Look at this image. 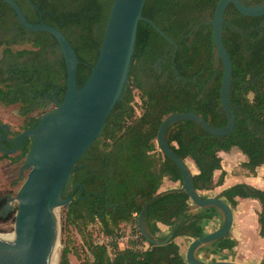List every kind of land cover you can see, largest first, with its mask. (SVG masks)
<instances>
[{
	"label": "trees",
	"instance_id": "obj_1",
	"mask_svg": "<svg viewBox=\"0 0 264 264\" xmlns=\"http://www.w3.org/2000/svg\"><path fill=\"white\" fill-rule=\"evenodd\" d=\"M13 1L27 22L38 23L40 14L45 24L65 36L78 58L76 80L80 88L95 64L113 0ZM219 1H145L125 92L68 181L69 191L77 185L68 205V222L86 226L96 220L103 235L115 238L120 224L137 228L142 213V225L150 239L163 242L171 238L156 246L138 233V239L124 249L114 239L102 245L89 241L84 246L89 258L78 259L79 264H186L175 239L200 238L205 235L204 222L221 217L215 207L191 205L182 190L179 170L156 144L162 121L172 114L191 111L214 128L227 124L220 102L223 70L211 34L212 14ZM240 1L256 6L264 0ZM145 20L154 23L173 44ZM222 43L232 63L229 106L235 116L233 131L225 137H214L196 123L184 120L165 132L170 148L182 161L193 164L191 181L197 193L223 184L220 151L237 148L247 158L240 168L249 176H256L257 168L264 165V16H242L230 4L223 16ZM0 48V105L17 106L21 132L30 130L48 105L62 102L66 88L63 56L51 35L26 31L13 10L1 1ZM21 132L11 134V138ZM13 144H2V150H12ZM30 146L31 142L25 140L13 158L4 153L0 158L18 164ZM216 171L221 173L214 182ZM165 178L180 187L159 192ZM8 196L0 197V211ZM222 197L231 209L237 206V199L257 200L258 235L264 237V187L258 190L239 183L224 190ZM160 225L167 228L166 233ZM143 245L147 248H136ZM236 246L237 241L228 233L200 247L196 257L202 255L207 260L225 251L234 254ZM70 250L62 249L58 264H70Z\"/></svg>",
	"mask_w": 264,
	"mask_h": 264
},
{
	"label": "water",
	"instance_id": "obj_2",
	"mask_svg": "<svg viewBox=\"0 0 264 264\" xmlns=\"http://www.w3.org/2000/svg\"><path fill=\"white\" fill-rule=\"evenodd\" d=\"M0 1L13 10L17 22L26 31L51 35L60 48L65 64L66 88L62 102L55 104V110L41 115L34 128L21 132L11 140L14 143L12 150L4 152L0 139V151L6 155L16 153L23 141L31 142L24 158L25 168L29 172L15 198L17 209L13 233H0V264H50L58 232L55 210L70 204L72 195L65 199L62 196L76 169L75 165L99 138L111 111L125 92L137 27L144 20L141 13L146 0H113L95 64L80 88L76 80L78 58L65 36L58 29L45 24L40 14L38 23H29L13 0ZM230 4L242 16H264V1L256 6H247L240 0H220L214 8L211 34L223 70L220 102L227 116L226 126L214 128L191 111L176 113L164 118L156 137L159 151L179 170L182 190L193 205L199 208L215 207L223 216L217 230L191 240L185 254L186 264H239L230 261L205 262L196 257L200 247L220 240L230 232L233 212L220 198H201L198 195L192 185L187 161H182L170 148L165 135L170 125L184 120L196 123L214 137L228 136L235 127V116L229 106L232 63L222 43L223 16ZM32 7L37 10L34 5ZM145 21L173 44L154 23ZM0 130H4L5 136H8L7 125L0 124ZM137 222L140 235L152 245H164L171 238L168 236L163 242L150 239L142 225V213Z\"/></svg>",
	"mask_w": 264,
	"mask_h": 264
},
{
	"label": "rangeland",
	"instance_id": "obj_3",
	"mask_svg": "<svg viewBox=\"0 0 264 264\" xmlns=\"http://www.w3.org/2000/svg\"><path fill=\"white\" fill-rule=\"evenodd\" d=\"M21 47H13V49H19ZM2 48H0V56H1ZM135 99L134 104H136L135 100L137 99V92H134ZM139 105L136 106L137 111L141 113V110L138 108ZM55 110L54 105H48L47 112ZM0 124H5L9 127V133L13 134L15 132H21L22 130V119L18 115L17 106H3L0 105ZM3 153L0 151V156ZM16 153L7 155L9 158H13ZM188 166L191 167L192 163L187 160ZM191 165V166H190ZM193 168V170H191ZM192 172H195L194 167L190 168ZM29 169L25 168L24 159L18 163L13 164L10 162L8 158L1 159L0 158V197L8 196V200L4 206V208L0 211V233L12 235L14 230V221H15V213L17 209V201L15 200L16 195L25 180ZM161 190V189H160ZM159 190V192H160ZM199 196L203 198H207L205 194L198 193ZM64 199L65 197L62 196ZM222 200H225L223 197ZM244 202L248 200H242ZM191 202V201H190ZM191 205L193 203L191 202ZM234 209H232L234 215V229H240L244 226V237L247 238L245 246H240V251L249 250L248 253L253 256L264 255V238H260V241L256 238L258 237V225L255 220L254 214V206L251 203L246 205L237 204ZM6 209L7 212L5 211ZM68 206H62L55 210V215L58 221V232H57V254L56 255V264L59 262V256L64 247H69L70 254L68 256L70 264H79L78 259L89 258L86 250L84 248L85 244L89 241H92L94 244H108L113 239L117 242L118 247L120 249H124L126 246H129L131 241H134L132 238L135 234H140L137 222V228L133 224H120L118 229L116 230L117 236L107 237L103 235L102 229L98 221L94 220L86 226L79 223H70L68 222ZM257 213V212H255ZM223 221V216L217 220H213L210 222V230L218 229ZM163 233H166V230L163 227H160ZM138 230V232H137ZM206 230H208L206 228ZM138 234V235H139ZM141 236V235H140ZM259 238V237H258ZM192 239L189 238H178L175 242L180 247V252L182 257L185 259L186 250L190 244ZM262 240V241H261ZM141 247H146L143 245ZM236 256V252L234 254L223 252L216 256H210L207 260L202 255H199L198 258L201 261L211 262V259H215L217 261H227L230 257ZM244 262L247 264H259L260 258H256L253 260L251 257L242 258Z\"/></svg>",
	"mask_w": 264,
	"mask_h": 264
},
{
	"label": "crops",
	"instance_id": "obj_4",
	"mask_svg": "<svg viewBox=\"0 0 264 264\" xmlns=\"http://www.w3.org/2000/svg\"><path fill=\"white\" fill-rule=\"evenodd\" d=\"M218 156L221 158V168H222V171L225 173L223 184L221 186L216 187L215 189H213L211 191L200 192V194L201 193L205 194V195H207L206 197H217V198H219L220 194L224 190H226L227 188H229L233 185L239 184V183H244V184L249 185V186H251L255 189H258V190L263 189V187H264V165L257 168L256 176L253 177V176L247 175L246 171H244L243 169L240 168V164L243 162H246L247 158L244 155H242V153L237 148H232L228 152L220 151L218 153ZM220 173H221V171L214 172V174H213V181L214 182L217 181ZM179 187H180V184L178 182L173 183V182H171L165 178L163 180L162 186L160 188L161 189L160 192L178 189ZM242 200H248V201L244 202ZM237 201H238V204L240 201L241 204H243V205L251 203L254 206L255 220L257 221V215L255 212H258L260 209L259 202L257 200H254V199H237ZM210 222H213V220L204 222L203 228H204L205 234L213 232L216 230L215 228L212 230L209 229L211 226ZM233 223H234V215H233ZM233 223H232V227H231L229 233H230L231 237L237 241V246L234 248V252H236V256L230 257V259H227V261L235 262V263H239V264H247L246 262H244L241 259L248 256V257L253 258V260H255L256 258H260V261H259V264H260V262L262 260H264V255H260L258 257L250 255V253H248L249 250L247 248H246V250L240 251L239 247L241 245L245 246L246 245L245 243H248L246 241L247 238H245L244 234H243L244 233V227H246V226H244L242 228V230H240L239 228L234 229ZM160 227H163L167 232L166 227L161 226V225H160ZM206 228L208 230H206ZM257 233H258V231H257ZM258 237H256V238L260 241L261 237L259 235H258ZM177 239L178 238H176L175 241ZM225 252H227V251H225Z\"/></svg>",
	"mask_w": 264,
	"mask_h": 264
},
{
	"label": "flooded vegetation",
	"instance_id": "obj_5",
	"mask_svg": "<svg viewBox=\"0 0 264 264\" xmlns=\"http://www.w3.org/2000/svg\"><path fill=\"white\" fill-rule=\"evenodd\" d=\"M0 139H2V144L4 145L5 143H8V142L11 143V140L13 138H11V134L10 133L8 134V136H5L4 130H0ZM68 187L69 186H68V183H67V185H66V187L64 188V191H63V196L65 198H68L69 196H71V195L73 196L74 195V192H75V190L77 188V185H75L73 188H71L70 191H69Z\"/></svg>",
	"mask_w": 264,
	"mask_h": 264
},
{
	"label": "bare ground",
	"instance_id": "obj_6",
	"mask_svg": "<svg viewBox=\"0 0 264 264\" xmlns=\"http://www.w3.org/2000/svg\"><path fill=\"white\" fill-rule=\"evenodd\" d=\"M13 237V236H12ZM58 243H57V240L54 242V245H53V247H52V249H53V252H52V257H51V263L50 264H56V255H58L57 254V248H58V245H57Z\"/></svg>",
	"mask_w": 264,
	"mask_h": 264
},
{
	"label": "built area",
	"instance_id": "obj_7",
	"mask_svg": "<svg viewBox=\"0 0 264 264\" xmlns=\"http://www.w3.org/2000/svg\"><path fill=\"white\" fill-rule=\"evenodd\" d=\"M133 217L135 218L136 217V214H133ZM134 241H136L138 239V234H135V236L132 238ZM98 245H102V244H98ZM128 246H126L125 248H127ZM137 249H146L147 246L144 248V247H141V246H137L136 247Z\"/></svg>",
	"mask_w": 264,
	"mask_h": 264
}]
</instances>
